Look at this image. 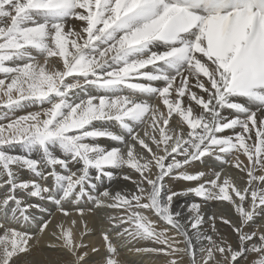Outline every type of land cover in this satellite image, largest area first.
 <instances>
[{
    "label": "snow or ice",
    "instance_id": "6c2138e0",
    "mask_svg": "<svg viewBox=\"0 0 264 264\" xmlns=\"http://www.w3.org/2000/svg\"><path fill=\"white\" fill-rule=\"evenodd\" d=\"M0 75V264H264V0H0Z\"/></svg>",
    "mask_w": 264,
    "mask_h": 264
},
{
    "label": "bare ground",
    "instance_id": "6f19581e",
    "mask_svg": "<svg viewBox=\"0 0 264 264\" xmlns=\"http://www.w3.org/2000/svg\"><path fill=\"white\" fill-rule=\"evenodd\" d=\"M59 62H60V65L62 66V62L60 60H59ZM0 78H2V75H0ZM44 107H47V105H44ZM37 110H39L38 106H31V107L25 109L24 111H19V112L15 113V115H23V114H25L26 111H37ZM225 114L227 115L228 113L226 112ZM4 122L6 123V121H4ZM100 141H102L101 144L104 145V143L106 142V139H101ZM111 144H112V146H117L116 143L113 141H111ZM111 144H106V146L110 148ZM192 170L202 171V170H206V167H204V166L202 167L201 165L197 164L194 166V168ZM21 175H22V178H35L32 176L31 173H29L27 171H24L23 173H21ZM179 182H182V181H175V182H170V183H172L173 188H177V189L183 188V187H179V185H180ZM186 185H189V184L186 183ZM105 187H108L111 190L115 191V190H119L121 188H129L130 189V188H132V185L130 182L124 181L123 179H116V180H113L112 182H108L107 180H105L104 183L100 186V191H103V189ZM31 202H36V201L32 200ZM189 202H191V201L188 198L182 197L176 201V206L179 207L181 204H185V203H189ZM225 204L226 203H224V204L209 203L208 205L203 206V211L206 214V218H207V215H211L213 212L223 213L226 215V213H224L225 211H222V207ZM43 206L47 207L49 209V212H51V213L56 212L55 207L52 206L51 204L45 203ZM87 207H92V205L88 204ZM225 207H224V209H225ZM36 215H37V217H40L41 213L36 212ZM103 215H104L103 212H99V213L94 212L93 214L87 215L85 217L89 221V227L94 229V235L86 236L84 238L85 242L91 243V244H93L99 248L98 254L97 253H90V255L92 256L94 261L100 260L104 256V252H105L103 247H101V241L99 240V227L100 226L96 223L97 216H103ZM227 216H228V214H227ZM44 218H46V216ZM57 218H59V217H57ZM229 218H230V216H229ZM217 225L223 231L229 232V234H230V229H228L226 226L220 224L219 221L217 222ZM255 226H257V224L250 225L248 230H251L252 227H255ZM204 228L209 229L210 225L206 223L204 225ZM32 230L33 231L35 230L34 225H33ZM261 230H264L263 226H261ZM47 241H48V236L45 235L44 238L40 241V245L38 247H34L30 252H28L26 254H21L20 256L14 258L12 261V264H29V262H32V264H50V262L55 261L57 258H59L61 256V253L45 247ZM122 255L125 259L126 264H162V258H157L153 255L144 254V255L138 256V255L129 254L126 250H122Z\"/></svg>",
    "mask_w": 264,
    "mask_h": 264
},
{
    "label": "rangeland",
    "instance_id": "374dc122",
    "mask_svg": "<svg viewBox=\"0 0 264 264\" xmlns=\"http://www.w3.org/2000/svg\"><path fill=\"white\" fill-rule=\"evenodd\" d=\"M42 62V61H41ZM51 65L53 66V67H60L61 65H60V62H59V60L57 59V58H53L52 60H51ZM109 141V142H108ZM102 141H100L99 140V143H101ZM106 144H111V141L110 140H108V139H106V142H105ZM104 143V146H106V144ZM113 144V143H112ZM112 144H111V147H113L112 146ZM217 163V170H219L220 168H219V162H216ZM199 165H201L202 167L204 166V167H207V166H205V164H199ZM228 167V168H227ZM227 167H224V174H227V175H230V176H232L235 180H236V182H237V184H240L241 186H242V182H241V180H240V178H239V173L235 170V169H233L231 166H227ZM231 171V172H230ZM234 172V173H233ZM236 175V176H235ZM179 187H186V186H189V185H186V182H179ZM226 206V207H225ZM224 207H225V209H224ZM224 209V210H223ZM222 211H225L224 213H226V215L228 214V216H230V218L232 219V220H234V219H236L235 218V216H233L231 213H230V211H229V207L225 204L223 207H222ZM36 214V213H35ZM235 221V220H234ZM258 222V223H257ZM255 224H257V226H263L264 227V222H262L260 219H257L256 220V223Z\"/></svg>",
    "mask_w": 264,
    "mask_h": 264
}]
</instances>
